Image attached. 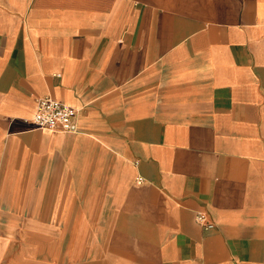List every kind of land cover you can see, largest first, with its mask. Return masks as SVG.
<instances>
[{
	"label": "crops",
	"instance_id": "0c3cea01",
	"mask_svg": "<svg viewBox=\"0 0 264 264\" xmlns=\"http://www.w3.org/2000/svg\"><path fill=\"white\" fill-rule=\"evenodd\" d=\"M0 264H264V0H0Z\"/></svg>",
	"mask_w": 264,
	"mask_h": 264
},
{
	"label": "built area",
	"instance_id": "2783aa9c",
	"mask_svg": "<svg viewBox=\"0 0 264 264\" xmlns=\"http://www.w3.org/2000/svg\"><path fill=\"white\" fill-rule=\"evenodd\" d=\"M77 117L78 110L75 108L52 97H45L37 100L32 122L41 131L76 134L80 131ZM142 182L143 178H139L138 183ZM196 222L206 229L214 228L203 213L196 214Z\"/></svg>",
	"mask_w": 264,
	"mask_h": 264
}]
</instances>
